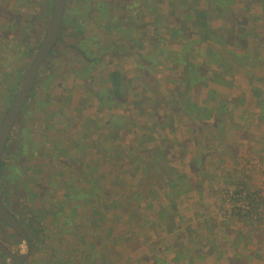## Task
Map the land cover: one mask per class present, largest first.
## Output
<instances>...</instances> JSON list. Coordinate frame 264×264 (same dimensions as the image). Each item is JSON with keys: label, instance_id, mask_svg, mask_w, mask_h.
Wrapping results in <instances>:
<instances>
[{"label": "rangeland", "instance_id": "obj_1", "mask_svg": "<svg viewBox=\"0 0 264 264\" xmlns=\"http://www.w3.org/2000/svg\"><path fill=\"white\" fill-rule=\"evenodd\" d=\"M68 7L86 40L49 58L52 69L36 84L31 117L26 109L10 137L0 176L30 239L20 264H264L261 1L68 0ZM0 12V26L7 17L20 27L31 21L11 36L24 40L26 54L15 57L10 45L0 59V73L19 85L50 12L46 0H0ZM176 28L185 34L174 36ZM186 37L205 41L188 55L203 64V82L188 91L203 113L172 103L185 64L162 50L180 51ZM207 47L249 58L218 66ZM6 60L20 68L19 80ZM115 70L121 100L111 93ZM15 91L2 97L0 85V122ZM176 175L182 193L170 184ZM0 242L15 253L24 248L1 222ZM2 257L0 264H18Z\"/></svg>", "mask_w": 264, "mask_h": 264}, {"label": "trees", "instance_id": "obj_2", "mask_svg": "<svg viewBox=\"0 0 264 264\" xmlns=\"http://www.w3.org/2000/svg\"><path fill=\"white\" fill-rule=\"evenodd\" d=\"M260 1L262 3V9L264 12V0H260ZM46 7H47L48 12H50V14H51L52 0H46ZM0 16H1V12H0ZM1 24L2 25L0 27H2V30H0V59H1L2 55L4 56L5 50L10 45L16 46V48H17L18 53L15 54V57H21L23 54H26L24 48H22V43L24 42V40L20 36L14 40H11V36L18 35L17 33H19V32L22 33V28H25V27L31 28V26H32L31 21H26V24L23 25L22 27H20V26L16 25L14 20L7 17L6 19L3 20V22ZM47 25H48V23H47ZM47 25H46V27H47ZM179 34H185V33L179 28L174 29L173 35L175 36V35H179ZM186 39H187V41H184L183 43H182V40L180 41L182 43L180 51L173 52L171 50L164 48L162 50V54H163L162 56L165 58H170L172 62L173 61L174 62L180 61V63L182 62L183 64H185V66H184V77H182V79L180 81V85H182V91L173 93L172 103L174 101V104L178 108V110H182L185 113L187 112V113H193L194 114V113H196V111H199L201 109V105H198L191 97H189L188 91L191 90L192 88L197 87L201 82H203L204 75L202 74V70H204V68H203V64H199L197 62H194L191 59L188 61V55H191L192 53H194V51H195L194 50V44H198L199 47H202V45L205 41L204 40H197V41L196 40H190L191 42H188V37H186ZM151 44H152V48H151L152 52L155 51V49H158L157 41L151 40ZM204 50H206V51H204V55L207 56L208 60L209 61H215V64H217L218 66H221L223 62H225V63L237 62L240 65H242V64L246 65L245 63H243L244 62L243 60L249 58L248 55L246 54L247 53L246 51L244 52L243 55H239L236 53H232L230 51L226 52V54H220L217 51H214L208 47L204 48ZM174 55L179 56V58L175 59L174 57H172ZM182 55H184L185 57ZM150 56H156V55H154L153 53L150 55V53H149L147 56V59H149ZM210 56H213L214 58L212 59V58H210ZM6 57L8 58V55H6ZM250 58H252V57H250ZM9 60H10V58H9ZM9 60L4 61V64L11 68L10 73L12 74L13 77L16 75L18 80H19L21 78V76L18 74V71L20 70V68L18 66H16L15 64H12ZM6 74H9V73H4V72L0 73V85L2 86V91H3L1 94L2 97H6L7 92H12L14 90H17L18 89L17 86H19L18 85L19 81H17L15 84L12 83V81H10V79L6 78L7 77ZM109 77H110V83H111V93H112L113 97L117 100H121L123 98V95H124V83H123V79H122V74L119 71L115 70L112 73H110ZM10 102H11V100H10ZM10 102H9V100H7V104ZM219 109H220V107L218 108V110ZM200 112H202V109ZM199 116H200V114H197V119L200 122V121H202V119ZM214 121H218L217 110H216V115L214 116ZM8 142H9V139L7 140V143ZM7 150H8V148L6 146L4 149L3 157L1 160V164H0V176H1V172L4 170L5 165H6L4 157H5V154L7 153L6 152ZM175 178L176 179H174V182L170 183V184L176 193H182L183 191L179 190V188H185V186H186V183L184 182V177L181 175H176ZM0 191H1V185H0ZM0 196H1V194H0ZM250 196H251L250 194H245V197L248 199ZM251 200L253 201V198ZM247 203H249V202H247ZM247 210L245 208H237L236 214L246 216V214H248ZM4 225L6 226V224H4ZM41 232H42V229H39V230L37 229L34 231V234L38 235Z\"/></svg>", "mask_w": 264, "mask_h": 264}, {"label": "water", "instance_id": "obj_3", "mask_svg": "<svg viewBox=\"0 0 264 264\" xmlns=\"http://www.w3.org/2000/svg\"><path fill=\"white\" fill-rule=\"evenodd\" d=\"M65 4L66 0H52V10L44 35L40 40L28 67L23 73L18 89L16 90L0 122V164L11 129L25 103V100L27 99L35 76L44 59L49 54L59 37ZM0 220L3 221L15 233H17L24 241L23 251L19 253L10 251L3 243L0 242V253L3 256V261L5 262L6 260H9L10 262L18 264L25 262L29 257L31 251L30 239L28 238L27 233L25 232L19 221L5 207L1 199Z\"/></svg>", "mask_w": 264, "mask_h": 264}, {"label": "flooded vegetation", "instance_id": "obj_4", "mask_svg": "<svg viewBox=\"0 0 264 264\" xmlns=\"http://www.w3.org/2000/svg\"><path fill=\"white\" fill-rule=\"evenodd\" d=\"M67 9H69L68 7V0H66V4H65V8H64V13H63V17H62V25H61V31H60V34H59V37L57 39V41L55 42L53 48L51 49V51L49 52V54L46 56V58L44 59L43 63L41 64L36 76H35V79L33 81V85L30 89V92L27 96V99L25 100V103L22 107V109L20 110L16 120H15V123L11 129V132H10V135L8 137V139L10 140V137L14 134H15V131H16V128L19 127V124L18 122L21 121V119H23L25 116H26V109H28V113L27 115H30L31 117V97H33L36 93H35V89H36V84L38 82V80L41 78L42 74H43V71H46V70H51L52 69V66L49 67V58L51 56H54V55H58L56 53H58V48L62 47V50L63 48H65L66 50H69L68 48H70L72 46V44L69 43V41H75V40H83L85 39V32H83V30H74L73 29V26H72V22L75 21L73 20L74 18L71 16L70 12L66 13ZM66 13V14H65ZM77 21V20H76ZM86 40V39H85ZM72 49L78 53V48H73ZM77 56V55H76ZM39 84H42V83H45V79L44 81H41L39 80ZM34 109H36V106L34 105L33 106ZM31 130V129H29ZM31 134V133H30ZM15 142V145L17 143V140L16 138L14 137V140ZM8 145V143L6 142V145L5 147ZM5 149V148H4ZM0 185H1V191H0V199L2 201V203L5 205V207L16 217V219L19 221L20 223V220L18 219L16 213L13 211V209L11 208V206L5 202V199H4V196H3V189H2V184H1V181H0ZM0 222L4 225L5 223L3 221L0 220ZM21 224V223H20ZM22 226V225H21ZM6 227H8L6 225ZM9 228V227H8ZM10 230H12L11 228H9ZM24 229V228H23ZM13 231V230H12ZM14 232V231H13ZM16 235H18L16 233ZM19 236V235H18ZM20 237V236H19ZM21 238V237H20ZM29 238V237H28ZM3 258V257H2Z\"/></svg>", "mask_w": 264, "mask_h": 264}]
</instances>
